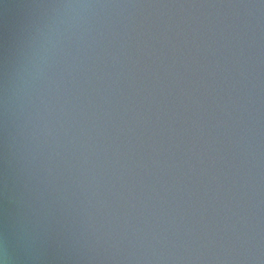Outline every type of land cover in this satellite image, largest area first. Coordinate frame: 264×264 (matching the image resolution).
<instances>
[{
  "label": "water",
  "instance_id": "water-1",
  "mask_svg": "<svg viewBox=\"0 0 264 264\" xmlns=\"http://www.w3.org/2000/svg\"><path fill=\"white\" fill-rule=\"evenodd\" d=\"M0 224L27 264H264V0H0Z\"/></svg>",
  "mask_w": 264,
  "mask_h": 264
},
{
  "label": "clouds",
  "instance_id": "clouds-1",
  "mask_svg": "<svg viewBox=\"0 0 264 264\" xmlns=\"http://www.w3.org/2000/svg\"><path fill=\"white\" fill-rule=\"evenodd\" d=\"M0 264H27L24 258H13L9 254L7 228L0 224Z\"/></svg>",
  "mask_w": 264,
  "mask_h": 264
}]
</instances>
